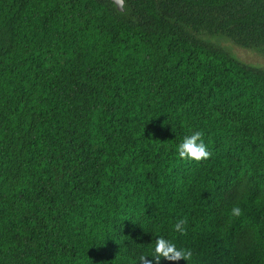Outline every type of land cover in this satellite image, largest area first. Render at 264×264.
I'll use <instances>...</instances> for the list:
<instances>
[{
    "label": "trees",
    "instance_id": "1",
    "mask_svg": "<svg viewBox=\"0 0 264 264\" xmlns=\"http://www.w3.org/2000/svg\"><path fill=\"white\" fill-rule=\"evenodd\" d=\"M203 35L264 52V0H0V264H264V68Z\"/></svg>",
    "mask_w": 264,
    "mask_h": 264
},
{
    "label": "clouds",
    "instance_id": "2",
    "mask_svg": "<svg viewBox=\"0 0 264 264\" xmlns=\"http://www.w3.org/2000/svg\"><path fill=\"white\" fill-rule=\"evenodd\" d=\"M202 132L195 130L183 138L176 144V153L181 159H191L195 161L206 160L211 155L207 145L202 139ZM232 217H240L242 209L238 205L230 208ZM185 221L178 220L173 228L178 233H183ZM192 257L189 249L178 247L170 238L164 235H157L154 242L150 245L147 253H142L136 258V264H161L162 260L178 262L180 260L188 261Z\"/></svg>",
    "mask_w": 264,
    "mask_h": 264
},
{
    "label": "rangeland",
    "instance_id": "3",
    "mask_svg": "<svg viewBox=\"0 0 264 264\" xmlns=\"http://www.w3.org/2000/svg\"><path fill=\"white\" fill-rule=\"evenodd\" d=\"M203 38H206L216 44H220L221 46L227 48L237 58L248 64L264 68V52L259 49L244 47L236 43L231 38L221 35H203Z\"/></svg>",
    "mask_w": 264,
    "mask_h": 264
},
{
    "label": "water",
    "instance_id": "4",
    "mask_svg": "<svg viewBox=\"0 0 264 264\" xmlns=\"http://www.w3.org/2000/svg\"><path fill=\"white\" fill-rule=\"evenodd\" d=\"M119 11H124V0H112Z\"/></svg>",
    "mask_w": 264,
    "mask_h": 264
}]
</instances>
